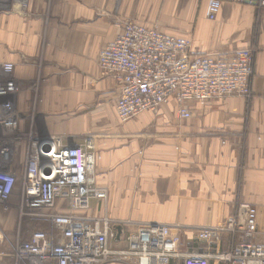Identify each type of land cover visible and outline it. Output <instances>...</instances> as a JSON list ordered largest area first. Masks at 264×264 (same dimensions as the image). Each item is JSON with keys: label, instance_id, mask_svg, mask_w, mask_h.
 <instances>
[{"label": "crops", "instance_id": "crops-1", "mask_svg": "<svg viewBox=\"0 0 264 264\" xmlns=\"http://www.w3.org/2000/svg\"><path fill=\"white\" fill-rule=\"evenodd\" d=\"M207 1L7 0L0 9V69L14 67L22 121L35 104L43 134L70 135L72 145L92 140L96 183L107 197L90 214L115 221L117 233L105 264H135L121 252L129 247L127 237L149 225L171 227L182 252L227 264L216 255L230 250L239 233L224 231L216 243L196 233L221 228L230 217L243 224L244 205L255 209L254 240L264 243V4L219 0L211 21ZM126 22L186 39L193 54L254 49L251 97L195 107L189 119H180L171 101L123 125L97 122V96L109 98L115 111L118 94L117 81L97 68L98 53Z\"/></svg>", "mask_w": 264, "mask_h": 264}, {"label": "built area", "instance_id": "built-area-1", "mask_svg": "<svg viewBox=\"0 0 264 264\" xmlns=\"http://www.w3.org/2000/svg\"><path fill=\"white\" fill-rule=\"evenodd\" d=\"M220 6L219 0H208L206 18L214 21ZM254 51L193 54L186 39L163 34L154 26L126 22L121 33L99 51L97 68L118 83L115 111L120 123L141 113H157L171 101L178 117L189 119L195 107L233 96L251 97ZM8 84L0 87L1 96L13 90ZM4 111L9 117L10 110ZM15 120L12 117L4 123L9 126ZM31 158L22 204L28 215L50 223L51 232L36 231L11 252L0 253V264L4 259L24 264L107 263L109 242L117 233L106 215L90 214L93 205L107 197L96 183L92 143L69 146L60 137L42 145L38 141ZM14 182L13 177L0 173V204H6ZM243 211V224L230 217L223 227L200 229L196 236L216 243L222 232L237 231L236 244L216 258L227 264H264V243L254 240L255 209L244 205ZM127 241L129 248L121 255L132 257L135 264H208L206 255L182 252L180 236L169 226H146Z\"/></svg>", "mask_w": 264, "mask_h": 264}, {"label": "rangeland", "instance_id": "rangeland-1", "mask_svg": "<svg viewBox=\"0 0 264 264\" xmlns=\"http://www.w3.org/2000/svg\"><path fill=\"white\" fill-rule=\"evenodd\" d=\"M7 3V0H0V9L6 10ZM8 65L9 64L3 65L5 72H2L0 69V87L2 88L7 85V83H9L8 85H10V87H13V90L8 94L3 96L0 95V173L13 177L15 182L13 192L6 204H0V253L11 252L17 245L28 241L30 236L36 231L51 232L50 223L43 221L39 217H31L28 215L22 204L24 185L30 178L29 169L32 165L31 157L43 133L41 132L38 121L40 114L35 112L36 109H39L38 105L34 104L31 106L30 113L27 114L29 119L24 122L21 118L23 114L20 112V108L18 106L17 109L15 108L17 105L16 102L21 98L20 95H22L23 91L19 83L14 81L11 76L14 69L13 65L10 64L12 65L11 70L7 69ZM32 95L36 98L34 102L37 101L40 96L39 87L33 88ZM108 99L109 98L104 97V95L103 97L97 96L95 120H97V122L112 120L120 123L116 111H113V105L110 104V99L109 103L106 102ZM4 110H10L9 112H11V114L9 117H5ZM57 116L63 119V117L70 118L73 115L59 114ZM12 117L16 119L15 122L6 126L4 122ZM120 124L123 125L125 123ZM54 135L49 134V137H60L61 143L72 146V144H68L69 139L72 140L70 135ZM96 137L97 136H95V138ZM85 139V142L92 143V140ZM110 221L115 225V221ZM180 231L182 232V230ZM1 264L24 263L5 259L1 261Z\"/></svg>", "mask_w": 264, "mask_h": 264}, {"label": "water", "instance_id": "water-1", "mask_svg": "<svg viewBox=\"0 0 264 264\" xmlns=\"http://www.w3.org/2000/svg\"><path fill=\"white\" fill-rule=\"evenodd\" d=\"M49 141H50V137L47 134H43V136L40 137V139H39V144L40 145L46 144V142H49ZM45 146H46V151H49L50 147L48 145H45Z\"/></svg>", "mask_w": 264, "mask_h": 264}, {"label": "bare ground", "instance_id": "bare-ground-1", "mask_svg": "<svg viewBox=\"0 0 264 264\" xmlns=\"http://www.w3.org/2000/svg\"><path fill=\"white\" fill-rule=\"evenodd\" d=\"M57 138H59V137H53V140H55V139H57ZM50 140H51V138H50Z\"/></svg>", "mask_w": 264, "mask_h": 264}]
</instances>
